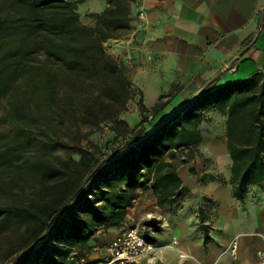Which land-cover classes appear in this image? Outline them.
Wrapping results in <instances>:
<instances>
[{
    "label": "trees",
    "instance_id": "16d2710c",
    "mask_svg": "<svg viewBox=\"0 0 264 264\" xmlns=\"http://www.w3.org/2000/svg\"><path fill=\"white\" fill-rule=\"evenodd\" d=\"M81 1L0 0V124L12 125V133L0 129V264H82L90 239L122 226L138 190L151 189L159 207L170 206L184 194L178 168L190 162L179 150L200 144L208 111L225 117L233 195L243 199L250 185L264 189V73L211 83L157 129L145 126L147 112L159 116L170 94L150 109L139 97L142 120L129 130L118 117L132 97L127 68L103 46L129 29V3L106 0L101 13L88 14L95 20L89 26ZM110 103L119 106L110 111ZM54 106L62 113L81 108L97 126L117 124L115 137L129 132L135 145L104 160L57 135L37 138L41 147L33 148L34 127ZM59 149L71 155L62 160ZM146 224L148 237L161 221Z\"/></svg>",
    "mask_w": 264,
    "mask_h": 264
},
{
    "label": "crops",
    "instance_id": "0c3cea01",
    "mask_svg": "<svg viewBox=\"0 0 264 264\" xmlns=\"http://www.w3.org/2000/svg\"><path fill=\"white\" fill-rule=\"evenodd\" d=\"M127 1L130 27L112 38L117 44L110 53L130 69L146 108L169 94L166 107H181L210 81L221 86L235 82L228 80L231 74L247 79L264 73V0ZM107 6L106 0H82L77 5L81 17L101 13ZM209 139L219 150L207 146L204 151L220 162L223 177L217 175L218 167L213 175H192L179 167L182 197L159 207L155 197L144 202L138 190V199L127 209L117 234L146 216L161 221L160 230L147 237L159 250L142 264H262L257 252H264V189L250 185L243 199L235 197L225 134ZM111 241L102 244L98 235L90 239L87 261L105 259Z\"/></svg>",
    "mask_w": 264,
    "mask_h": 264
},
{
    "label": "rangeland",
    "instance_id": "374dc122",
    "mask_svg": "<svg viewBox=\"0 0 264 264\" xmlns=\"http://www.w3.org/2000/svg\"><path fill=\"white\" fill-rule=\"evenodd\" d=\"M84 10V6L81 7V13ZM82 23L94 26V19L88 14H85L81 17ZM117 42L113 41V39H109L103 43V46L108 52L120 65H123L121 61L117 59V54H111L110 49L114 48ZM125 67V66H124ZM127 68V75L130 78L131 82V92L132 97L127 100L125 109L120 110L118 113V117L121 119H124L127 122L128 129H135L138 127L140 121L142 120V115L139 111L138 107V98L139 94L135 86L133 85L131 81V71L128 67ZM240 79H244L240 73H235L228 75V80L232 81H238ZM90 87V86H89ZM93 91V94H96L97 90L93 86L91 87ZM148 99L150 102L152 93H148ZM117 103H110V111H114L116 107L118 108ZM180 107L175 106L171 109H168L167 107L164 109V112H162L157 117H150L149 112L148 119L145 123V126L148 127H155L157 129L162 122L172 115L174 112H176ZM69 110V111H68ZM66 113L59 112V110L56 108V106L53 107V111H48L47 115L48 117L41 119L39 126L34 127V130L36 132V140L34 141L33 148H40L41 143L39 140H44L43 138L47 136H54L57 135L61 140L67 142L69 146H73L74 144H80L85 149L89 151L92 156L100 158L102 160L108 158V157H116L119 155L120 152L118 151V148H121L122 151L126 150L127 148L135 145V141L130 140V133L127 132L124 136H118L115 137V131L113 130L114 127H118L117 124H114L112 122L108 123H101L99 126L96 125L95 119L89 118L85 115H82V109L81 108H69ZM72 111V112H71ZM3 112V106L0 105V114ZM209 120L204 122L200 126L202 140L200 144L194 148L193 150H187V149H181L179 152H182L181 155L184 156V158L190 159L189 163H186L184 165H181L180 168H185L188 173H191L192 175L200 174L202 171H206V174H215L216 168L218 167L217 175L219 177H223V174L220 173V162H216L213 155H210L209 153H205L207 149L208 141H211L209 137L212 135H215L216 133H224L225 131V117L216 113L215 111H208ZM150 122V123H149ZM120 130L123 131L122 126H119ZM0 129L12 133V125L10 123L4 122L0 124ZM40 133H44V135H40ZM38 138V139H37ZM46 139V138H45ZM127 142H130L129 145H125ZM125 146V147H124ZM33 148L30 149V152H34ZM120 150V151H121ZM192 150V151H191ZM205 150V151H204ZM207 152V151H206ZM56 155L60 156L62 160L67 159L71 152L70 150L65 149H59L55 153ZM225 171V167L223 169ZM225 173H227L225 171ZM205 175V174H204ZM182 176V175H181ZM5 180L9 178L8 174L4 175L3 177ZM183 178V176H182ZM140 195L144 196L143 200L144 202H148L151 200L154 195L151 191V189L147 190H140ZM139 197V194H137V197L135 200H137ZM135 200L132 202V205L135 204ZM149 204V203H148ZM131 205V206H132ZM150 216H146L145 219H143L142 222L139 223V225L144 224L147 228L146 222L148 220H151ZM145 220V221H144ZM136 225V224H135ZM131 225H128V227ZM123 227V224L122 226ZM125 227V226H124ZM101 237V243H107L106 241H111L113 237L117 235V228H111L109 230H101L98 232L95 236ZM98 241H96L97 243ZM105 253V251H102V253ZM103 253V254H104ZM89 252L85 256L84 261L89 260ZM11 264V263H8ZM83 264V263H82Z\"/></svg>",
    "mask_w": 264,
    "mask_h": 264
},
{
    "label": "built area",
    "instance_id": "2783aa9c",
    "mask_svg": "<svg viewBox=\"0 0 264 264\" xmlns=\"http://www.w3.org/2000/svg\"><path fill=\"white\" fill-rule=\"evenodd\" d=\"M139 18H144V13H139ZM144 224L131 225L121 230L108 244L107 256L103 260L92 262L83 261V264H142L143 261L152 258L159 250L158 245L145 236ZM176 243V240L173 241ZM236 249L233 244L232 252ZM257 255L264 264V252L258 251Z\"/></svg>",
    "mask_w": 264,
    "mask_h": 264
},
{
    "label": "water",
    "instance_id": "95a60500",
    "mask_svg": "<svg viewBox=\"0 0 264 264\" xmlns=\"http://www.w3.org/2000/svg\"><path fill=\"white\" fill-rule=\"evenodd\" d=\"M212 81L208 82L203 89L196 94L193 98H191L190 100H188L183 106H181L176 112H174L172 115H170L169 117H167L162 124L159 126L161 127L162 125L166 124L167 122H169L171 119H173L175 116H177L179 113H181L185 108H187L188 106H190L197 98L198 96L201 94V92L211 83ZM158 127V128H159Z\"/></svg>",
    "mask_w": 264,
    "mask_h": 264
},
{
    "label": "bare ground",
    "instance_id": "6f19581e",
    "mask_svg": "<svg viewBox=\"0 0 264 264\" xmlns=\"http://www.w3.org/2000/svg\"><path fill=\"white\" fill-rule=\"evenodd\" d=\"M207 143L209 144V147L219 150L218 149L219 148V145H217L218 146V148H217L216 144H214L213 142L208 141Z\"/></svg>",
    "mask_w": 264,
    "mask_h": 264
}]
</instances>
